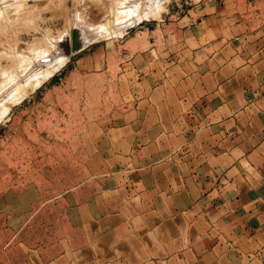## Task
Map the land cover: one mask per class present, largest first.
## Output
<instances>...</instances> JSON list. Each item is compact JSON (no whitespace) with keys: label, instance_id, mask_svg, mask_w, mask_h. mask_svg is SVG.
Here are the masks:
<instances>
[{"label":"crops","instance_id":"0c3cea01","mask_svg":"<svg viewBox=\"0 0 264 264\" xmlns=\"http://www.w3.org/2000/svg\"><path fill=\"white\" fill-rule=\"evenodd\" d=\"M127 48L97 140L112 204L0 225V264H264V0H202Z\"/></svg>","mask_w":264,"mask_h":264},{"label":"rangeland","instance_id":"374dc122","mask_svg":"<svg viewBox=\"0 0 264 264\" xmlns=\"http://www.w3.org/2000/svg\"><path fill=\"white\" fill-rule=\"evenodd\" d=\"M200 1L0 0V225H59L67 209L112 204L97 140L118 105L119 55ZM75 35L82 46L63 55Z\"/></svg>","mask_w":264,"mask_h":264},{"label":"bare ground","instance_id":"6f19581e","mask_svg":"<svg viewBox=\"0 0 264 264\" xmlns=\"http://www.w3.org/2000/svg\"><path fill=\"white\" fill-rule=\"evenodd\" d=\"M158 4V3H157ZM161 5V4H160ZM132 11V10H131ZM151 12V11H150ZM153 12V11H152ZM143 13V12H142ZM154 14V13H153ZM129 15V14H128ZM150 15H151V13H150ZM155 16V15H154ZM141 17V16H140ZM150 17V16H149ZM127 18V17H126ZM124 19V18H123ZM129 20V19H128ZM139 21V20H138ZM130 22V21H129ZM132 22V21H131ZM130 26H131V24H130ZM132 26H133V23H132ZM126 27H129V25L128 26H126ZM105 29V28H104ZM108 29V28H107ZM124 29V28H123ZM127 28H125V30H126ZM129 29V28H128ZM76 30V29H75ZM119 31H120V28L118 29ZM129 30H131V28L129 29ZM105 31V30H104ZM103 31V32H104ZM107 31V30H106ZM110 31H112V30H110ZM122 31V30H121ZM81 32V31H80ZM113 32V31H112ZM111 32V33H112ZM114 33H116V31L114 32ZM120 33V32H119ZM80 34V33H79ZM118 34V33H117ZM98 35H101L100 33L98 34ZM106 35H107V33H106ZM108 35H109V33H108ZM113 35H115V34H113ZM80 36V35H79ZM78 35H75L74 37H73V40H71V39H69V38H64V39H62L61 41V43H60V46H62V49H63V55H70V53H72V52H74V51H76V50H79L80 49V47L82 46V44H81V42L79 41V39H77V37H79ZM102 36H103V34H102ZM59 55V54H58ZM60 58V57H59ZM61 58H63V60L64 59H68V57H63V56H61ZM65 61V60H64ZM67 61V60H66ZM60 62V61H59ZM65 63V62H64ZM56 65V64H55ZM53 66V65H52ZM58 67V66H57ZM55 68V67H54ZM59 68V67H58ZM53 71V70H52ZM39 72V71H38ZM45 73H46V71H45ZM49 73V72H48ZM40 76V75H39ZM45 76V75H44ZM43 76V77H44ZM43 80V79H42ZM40 82H38V84H39ZM22 92V91H21ZM11 95V94H10ZM24 97V96H23ZM3 111V110H2ZM2 113V112H1ZM2 115H4V114H2Z\"/></svg>","mask_w":264,"mask_h":264}]
</instances>
